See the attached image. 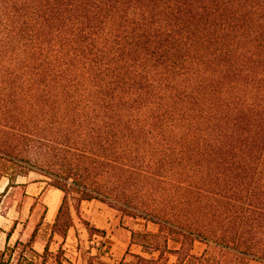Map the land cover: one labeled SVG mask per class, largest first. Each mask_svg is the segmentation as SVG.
Instances as JSON below:
<instances>
[{"label": "trees", "instance_id": "16d2710c", "mask_svg": "<svg viewBox=\"0 0 264 264\" xmlns=\"http://www.w3.org/2000/svg\"><path fill=\"white\" fill-rule=\"evenodd\" d=\"M23 169L153 224L132 264H264V0H0L5 189Z\"/></svg>", "mask_w": 264, "mask_h": 264}, {"label": "rangeland", "instance_id": "374dc122", "mask_svg": "<svg viewBox=\"0 0 264 264\" xmlns=\"http://www.w3.org/2000/svg\"><path fill=\"white\" fill-rule=\"evenodd\" d=\"M6 166L11 167L10 164H6ZM7 171L10 172V170ZM15 171L18 172L19 170L15 169ZM21 172L25 174L12 176L11 180L14 183L39 179L44 182L42 184L44 187H48V183L52 182L49 174L45 172L28 171V169H23ZM7 180L6 177L0 175V191L4 188ZM20 192L21 189L15 188L11 189L5 197H0V212L3 210L9 212L6 207L13 199V194H16L17 197ZM61 192L63 202L54 226H51L49 222L24 220L25 209L17 214L15 222L18 225L13 235L16 236L18 231L23 240L15 246L9 244L5 249V259L9 258L10 264H41L42 259L31 252L32 248L28 241L31 234L35 235L38 241H48L50 250L44 255V264H99L96 259H91L95 254H98L99 259L108 264H132L134 262L131 254H136L138 247L132 245V242H137L141 233L154 230L153 224L140 217L126 216L112 205H80L81 193L73 186L64 187ZM51 204L49 209L52 214L56 208V203ZM41 211L40 203L37 214L40 215ZM15 215V211H12L7 218L10 219ZM65 224L68 228L65 238L62 240L61 235ZM6 229H10V227L7 226ZM52 232H55L56 235L51 242L50 234ZM206 248L209 249L205 243L195 241L192 253L200 255ZM210 250L214 253L217 251L215 248H210ZM144 255H156V252L148 251ZM170 260L173 261L174 257L170 256ZM249 264L263 263L250 262Z\"/></svg>", "mask_w": 264, "mask_h": 264}, {"label": "crops", "instance_id": "0c3cea01", "mask_svg": "<svg viewBox=\"0 0 264 264\" xmlns=\"http://www.w3.org/2000/svg\"><path fill=\"white\" fill-rule=\"evenodd\" d=\"M7 179V178H6ZM8 183H5L4 188L0 191V197H5L11 189H21V192L19 193V196L16 197V194H13V199H11V202L9 205H7V209L9 212L2 211L0 212V251H4L9 244L18 245L23 240L19 235V232L17 231V235L14 236L13 233L16 232V226L18 225L17 222V214L25 209V219L28 221L35 220L36 222L43 221L49 222V224L52 226L53 222L55 220V217L57 215L59 206L61 205L62 200V192L58 188L48 186L44 187L42 184L44 182L40 181L39 179L35 180H27V181H21V182H15L14 185L8 186L6 189V185ZM56 198V208L54 212L51 214L49 205H52V200ZM41 203V214L38 215L37 211L39 210V204ZM104 205L106 203L99 202L97 200H81L80 205ZM12 211H15L16 215L13 217L7 218L9 214H11ZM13 218V219H11ZM39 220V221H38ZM10 222V224H8ZM9 226L10 229H6V227ZM56 233L52 232L50 234L51 242L55 238ZM14 236V237H13ZM62 240L64 238L62 237ZM19 243H16V242ZM28 241L30 242V246L32 250L38 254H41L44 250L45 245L48 246V250H50V246L48 244V241H38L33 235L32 237L29 236ZM50 242V243H51ZM132 245H135L138 247L137 253L139 255H143L144 251L142 250L141 246L138 244H135L132 242ZM47 250V251H48Z\"/></svg>", "mask_w": 264, "mask_h": 264}, {"label": "bare ground", "instance_id": "6f19581e", "mask_svg": "<svg viewBox=\"0 0 264 264\" xmlns=\"http://www.w3.org/2000/svg\"><path fill=\"white\" fill-rule=\"evenodd\" d=\"M56 202H57V200H55V199L52 201V203H56Z\"/></svg>", "mask_w": 264, "mask_h": 264}]
</instances>
